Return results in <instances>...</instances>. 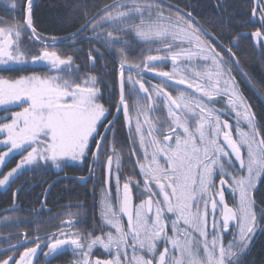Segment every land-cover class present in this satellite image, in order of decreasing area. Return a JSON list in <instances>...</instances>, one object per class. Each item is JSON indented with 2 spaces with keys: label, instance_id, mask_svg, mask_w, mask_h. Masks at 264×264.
Instances as JSON below:
<instances>
[{
  "label": "snow or ice",
  "instance_id": "1",
  "mask_svg": "<svg viewBox=\"0 0 264 264\" xmlns=\"http://www.w3.org/2000/svg\"><path fill=\"white\" fill-rule=\"evenodd\" d=\"M23 3L8 0V17H0V65L27 63L31 55V62L45 64L48 73L0 76V106L20 108L0 120V145L6 148L0 152V165L10 154L26 152L2 175L0 187H10L25 170L61 169L66 161H87V176L65 179L86 182L101 169V198L95 202L94 185L99 218L93 216L91 228L73 231L79 221L70 219L47 236L30 240L25 234L9 243L13 252L24 247L19 259L9 256L0 264H36L44 248L45 258L70 248L74 259L69 264H245L257 231L264 228V200L255 197L258 183L264 182V126L232 75L240 70L233 42L225 50L192 12L165 0H113L103 7L77 0L72 7L83 22L68 36L47 38L35 27L33 0H27L26 8ZM18 4L19 14L13 16ZM251 16L244 23L258 25L250 35L264 56V0H252ZM132 34L145 43L162 45L155 50L166 54L128 63L125 53ZM62 41H70L68 48L74 51L57 50ZM85 41L91 69L99 61H105L107 68L105 53H115L114 62L119 63L118 81L109 84L105 102L102 77L77 64L76 53L84 51L77 44ZM26 43H38L39 51H26ZM169 60L171 72L157 70ZM144 72L163 79L146 87ZM165 88L176 89L178 95ZM216 98H226V105L217 107ZM161 104L167 112L164 119L156 115ZM121 110L129 156L136 157L139 168L122 187L124 145L118 153L115 134ZM232 113L239 139L233 138L228 120H222ZM133 176L138 178L133 181ZM22 187L13 192V211ZM225 189L232 195L231 206ZM46 202L45 196L38 212L45 210ZM229 233L231 239L226 241ZM100 250L107 258H93Z\"/></svg>",
  "mask_w": 264,
  "mask_h": 264
},
{
  "label": "flooded vegetation",
  "instance_id": "2",
  "mask_svg": "<svg viewBox=\"0 0 264 264\" xmlns=\"http://www.w3.org/2000/svg\"><path fill=\"white\" fill-rule=\"evenodd\" d=\"M37 0H33V7L36 4ZM227 0H222V5L225 4ZM251 3L252 0H247L243 2V6H246V15L241 21V28L237 30L236 34H233V37L230 38L227 43L225 44V50L229 46L230 42L232 43V49L236 53L238 51V46L234 44L235 40L239 41V44L242 45L243 41H248L250 44H255L256 42L251 39V32L256 29L258 25L254 23H244L245 21H250L251 16ZM27 7V1L25 3V8ZM7 7L0 5V17H4L7 19L8 12ZM33 9V8H32ZM19 12V10L17 11ZM13 16L16 13L12 14ZM239 35V38L238 37ZM70 41H62L59 45L57 50H63L67 52L74 51V49L68 48V44ZM138 50H128L127 52H133V56L135 58V63H139L143 59H145L148 55H164L165 52H157L156 48H162V45L159 44H149L145 42H140ZM239 45V46H240ZM96 45H93L95 47ZM25 50L30 53H35L39 51L40 45L37 44H25ZM77 47H82L84 49L83 52L76 53L78 59L77 64L84 66L87 70H90L91 74H97L102 77L104 81L103 87L105 88L104 93V101L105 102L109 99L108 91H109V84L113 80L118 81L119 76V64H116L113 60L115 58V53L109 56L107 55L106 62L107 68H104L103 65L105 61H99L96 65L95 69H91L90 64H86V56L89 50L88 42L85 41L84 43L77 44ZM241 48V47H240ZM149 49H152L149 51ZM103 51V49H102ZM107 54V53H105ZM113 60V61H112ZM134 63V64H135ZM32 65L31 62V55L28 56L27 63L21 64H12V65H0V76L5 78H17L22 75H45L48 73V68L44 64L42 66ZM116 64V65H115ZM10 69V70H9ZM158 71H172V63L171 61H167L162 66H160ZM240 71V70H239ZM232 73H235L234 71ZM127 71L125 75H127ZM135 75V73H133ZM244 75V74H242ZM254 78V77H252ZM161 77L156 76L152 72H144V80L146 81V87H151L160 83ZM246 82H250L246 79ZM174 81H169V84H173ZM138 87V85H137ZM181 89H186V87H179ZM165 91H170L172 95H178V92L174 88H165ZM186 91L191 92V89H186ZM238 91L243 95V92H246L244 88H238ZM247 93V92H246ZM250 95V94H249ZM251 96V95H250ZM117 98H118V89H117ZM252 102H256L257 96L252 94L250 97ZM204 99H207L206 97ZM218 103L216 104L217 107H220L221 104L226 105V98H216ZM245 99V97H244ZM246 100V99H245ZM108 106L107 104L105 105ZM161 111L157 113L161 119L166 118L167 112L163 109V105L161 104ZM20 108L15 105H4L0 106V120H2L5 116H11V113L14 111H19ZM115 107L112 108V112L115 113ZM134 115V113H133ZM108 119H112L111 116ZM223 119H227L229 124L232 126L230 131L232 132L234 139H239L236 135V120H235V113H232L231 116L222 117ZM107 123V121H105ZM240 127L244 130H247V125L241 122ZM134 128V124H133ZM103 128L100 129L103 132ZM115 134H116V141H117V151L120 152V147L123 144V152H122V167L120 171L121 175V187L125 182V179L128 178L134 171L138 174L139 168L136 165V157L129 156V149L130 144L128 143V132L127 128L124 126V116L123 111L121 110L119 119L115 126ZM109 140L112 139V133L109 132ZM2 139V136H0ZM221 143L223 140L221 138ZM93 147H95L93 145ZM226 147V145H225ZM6 151V148L3 145H0V152ZM22 155H26L25 153L16 154L12 153L7 158V162L5 165H1L0 169V178H2L3 174H6L11 168L15 167V165L21 160ZM106 161V157H103ZM91 160V157L88 158ZM115 166V165H114ZM88 162H73V161H66L64 165H62L61 169H56L55 167H48L47 169H33L32 171L25 170L22 175H20L15 182L11 184V186H4L0 187V195H8L9 201L4 206H0V260L7 259L9 256H15L16 259H19V254L24 251V247H19L16 252H13L9 248V243L15 244L18 239H23L25 234H27L30 240H34L37 235L39 236H47L52 232H55L61 224L67 223L68 220L79 221L76 224V228L72 229L73 231L79 230L81 228H91L93 226V216L95 215L96 218H99L98 209L95 207L94 204V195H93V186H96L97 192L95 195V202H99L101 195L99 189L101 187L102 181L100 180V172L101 169L96 170L95 178H90L86 182H78L72 179H65V177H79L80 175L87 176L88 175ZM138 178V176H133V181ZM142 179V177H139ZM218 184V180H217ZM23 186L20 190L18 196L15 198V205L16 209L13 211V192L20 186ZM47 189V192L45 190ZM112 194H115V181L113 180V187H112ZM226 195V202L233 204V198L228 189H225ZM45 196L47 197V202L45 205L44 211H37L40 209L41 204L45 201ZM255 197L257 201H260V196L255 192ZM218 199V197H217ZM139 202L138 200L136 201ZM51 209V211H48ZM8 216L11 217V220L5 221L4 217ZM18 222V226L16 224L12 228L7 227V223ZM10 236V240L7 239ZM226 241L231 239V234H226L225 237ZM260 239L264 240V228H261L257 231L250 249L247 251L246 255L244 256V261H246L252 257L251 252L254 250L258 241ZM28 247H34L35 244L28 243ZM47 251L46 248L43 251H39L37 257L35 258L36 264H69L70 261L74 259L71 249H66L63 251L62 254H56L52 257L45 258L43 252ZM102 250L96 251L95 256L93 258H107L106 255H101Z\"/></svg>",
  "mask_w": 264,
  "mask_h": 264
},
{
  "label": "trees",
  "instance_id": "3",
  "mask_svg": "<svg viewBox=\"0 0 264 264\" xmlns=\"http://www.w3.org/2000/svg\"><path fill=\"white\" fill-rule=\"evenodd\" d=\"M27 0H24L23 6ZM247 0H227L222 5V0H165V3H171L178 6L185 12H192L193 16L200 22L202 27L209 33L216 35L224 44L237 33L241 28V21L245 17L246 6L243 2ZM80 3H87L90 6L95 4L103 7L104 3H112L113 0H79ZM77 0H37L32 9V15L37 31L44 37L51 38L65 37L79 27L82 20H78V11L74 10L72 5ZM0 5L7 7L8 0H0ZM218 5H220L218 7ZM226 8V10H225ZM18 10L20 6L18 4ZM95 11V9H93ZM19 12L16 13L18 15ZM130 45L128 50H138V38L134 34L128 37ZM241 48L236 52L240 60V68L246 75L238 72L232 73L236 79L238 88H246V79L257 82V88L260 93L264 89V64L256 60L251 51L248 41H243ZM138 48V49H137ZM133 52H126L130 61L135 58ZM254 77V78H252ZM248 88V87H247ZM249 89V88H248ZM244 97L255 114L257 121L264 126V105L260 101L252 102L251 96L243 92ZM264 180V179H263ZM260 200H264V182L259 188ZM9 201L8 195H0V206H4ZM16 223H7L8 228H12ZM252 257L245 264H264V240L260 239L258 244L251 252Z\"/></svg>",
  "mask_w": 264,
  "mask_h": 264
},
{
  "label": "bare ground",
  "instance_id": "4",
  "mask_svg": "<svg viewBox=\"0 0 264 264\" xmlns=\"http://www.w3.org/2000/svg\"><path fill=\"white\" fill-rule=\"evenodd\" d=\"M213 36H215L217 38V40H220L216 35L212 34ZM221 41V40H220ZM224 44V43H223ZM235 46L237 45L238 46V49H240L241 46H239V41L235 40L234 42ZM225 45V44H224ZM250 48H251V51L253 52V55L254 57L256 58V60L260 61L261 64H264V56H262L261 54V50L259 47H257L255 44H250ZM107 56V54H105ZM108 59V58H106ZM113 60H115V58H113ZM112 60V61H113ZM116 64H119L118 61H115ZM128 63H133L132 61H130V59L128 60ZM115 64V65H116ZM235 72H238L239 74H245L247 72H243L242 69L240 68V71L239 70H234ZM257 82L256 81H251V82H248L247 83V87L249 88H244L246 90V92L250 95L252 94H255L257 96V99L258 101L261 102L262 105H264V89L260 91H258V88H257ZM264 179V177H262V180ZM262 183V182H261ZM261 183H258V187H257V190H256V193L260 195V192L259 191V188L261 186Z\"/></svg>",
  "mask_w": 264,
  "mask_h": 264
},
{
  "label": "water",
  "instance_id": "5",
  "mask_svg": "<svg viewBox=\"0 0 264 264\" xmlns=\"http://www.w3.org/2000/svg\"><path fill=\"white\" fill-rule=\"evenodd\" d=\"M44 65L43 63H39L38 65H40V66H42V65ZM32 65H37V63H32ZM179 87H186L185 85H180Z\"/></svg>",
  "mask_w": 264,
  "mask_h": 264
},
{
  "label": "rangeland",
  "instance_id": "6",
  "mask_svg": "<svg viewBox=\"0 0 264 264\" xmlns=\"http://www.w3.org/2000/svg\"><path fill=\"white\" fill-rule=\"evenodd\" d=\"M140 42H142V41H139L138 44H139ZM137 49H138V48H137ZM131 64H134V61H133V63H131ZM0 166H1V165H0Z\"/></svg>",
  "mask_w": 264,
  "mask_h": 264
}]
</instances>
